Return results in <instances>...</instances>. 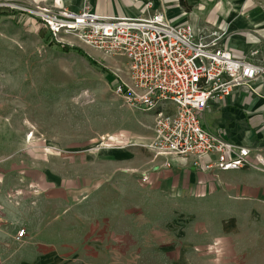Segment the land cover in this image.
<instances>
[{
  "label": "crops",
  "instance_id": "1",
  "mask_svg": "<svg viewBox=\"0 0 264 264\" xmlns=\"http://www.w3.org/2000/svg\"><path fill=\"white\" fill-rule=\"evenodd\" d=\"M41 1L55 11L84 7V0ZM87 2L95 14L124 18L144 16L150 3L173 24L208 34L222 29L236 56L264 66V0ZM200 120L224 140L264 156V76L235 89L226 105L209 107ZM137 157L132 160L129 149L98 148L89 157L75 154L67 175H1L0 264L143 263L148 248L195 264L207 257L194 248L214 240L220 243L218 264H264L263 173L201 171L180 158L167 165L158 158L147 168L139 151ZM21 229L25 237L17 241Z\"/></svg>",
  "mask_w": 264,
  "mask_h": 264
},
{
  "label": "rangeland",
  "instance_id": "2",
  "mask_svg": "<svg viewBox=\"0 0 264 264\" xmlns=\"http://www.w3.org/2000/svg\"><path fill=\"white\" fill-rule=\"evenodd\" d=\"M42 3L0 0V176L67 175L75 154L89 157L98 148L129 149L135 161L139 151L142 167H150L159 158L148 147L154 118L112 91L113 73L124 74L125 59L105 57L73 36L56 40L46 32L44 41L39 33L46 30L33 12L55 10ZM61 45L82 50L96 65L75 51L62 52ZM218 242L196 246L207 261L195 264H218ZM161 252L148 248L146 262L130 264H187Z\"/></svg>",
  "mask_w": 264,
  "mask_h": 264
},
{
  "label": "built area",
  "instance_id": "3",
  "mask_svg": "<svg viewBox=\"0 0 264 264\" xmlns=\"http://www.w3.org/2000/svg\"><path fill=\"white\" fill-rule=\"evenodd\" d=\"M145 11L138 18L100 16L84 0L79 12L41 9L33 14L56 40L73 36L105 57L125 59L124 74L113 73L112 91L129 107L153 114L148 147L165 165L180 158L201 171L264 174L259 150L224 140L200 120L209 107L226 105L235 89L251 87L264 76V66L236 56L222 29L208 34L187 23L173 24L150 3ZM142 179L148 181L145 174ZM24 237L21 229L15 238ZM218 248L219 256V242Z\"/></svg>",
  "mask_w": 264,
  "mask_h": 264
},
{
  "label": "trees",
  "instance_id": "4",
  "mask_svg": "<svg viewBox=\"0 0 264 264\" xmlns=\"http://www.w3.org/2000/svg\"><path fill=\"white\" fill-rule=\"evenodd\" d=\"M5 12H1L0 11V17L4 14ZM46 32H40L39 35L40 37L44 40V41H47V36H46ZM48 33V32H47ZM49 36H51L49 33H48ZM61 48V51L64 52V53H68L70 51H75L76 53H79L81 56H83L84 58H86V60L88 61V63H90L91 65H96L82 50L78 49V48H75V47H69V46H64V45H61L60 46Z\"/></svg>",
  "mask_w": 264,
  "mask_h": 264
}]
</instances>
